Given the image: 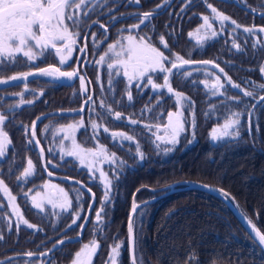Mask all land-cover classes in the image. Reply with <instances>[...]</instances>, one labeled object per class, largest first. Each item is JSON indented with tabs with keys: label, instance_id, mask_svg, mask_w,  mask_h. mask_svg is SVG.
<instances>
[{
	"label": "trees",
	"instance_id": "trees-1",
	"mask_svg": "<svg viewBox=\"0 0 264 264\" xmlns=\"http://www.w3.org/2000/svg\"><path fill=\"white\" fill-rule=\"evenodd\" d=\"M90 1L86 0L79 10L72 8L73 16L82 21L78 28L72 29L80 33L78 42L90 23H95L91 34L98 30L95 25L100 23L92 21L109 19L110 23L122 15L125 17L115 20L107 29L98 48L91 46L89 35L86 50L78 52L75 48L71 60L60 67L62 71L77 70L78 76L61 83L53 76L34 74L27 82L0 86V111L8 112L4 131L11 140L5 156L0 157V180L16 197L23 217L36 226L28 228L0 206L2 264H68L77 247L93 239L99 247L92 264L111 262L109 254L117 242H122V248L116 264H129V213L133 202L149 199L152 200L138 206L132 217L135 264H264V250L222 199L201 189H177L183 185H173L192 180L221 194L227 193L236 208L264 234V99L255 104L264 93V88L259 87L264 85V74L260 71L264 66V32L258 30L264 27V0H237V3L233 0H139V3L100 0L95 4ZM208 4L228 16L229 21L220 25ZM132 12L137 13L130 15ZM146 12L153 14L150 20L140 28H132ZM202 16L209 17L216 37L201 27ZM244 28H252L253 33L245 32ZM131 33L149 38L169 59L175 53L184 59H207L218 65V68L183 66L177 75L150 73L157 84H163L164 75H169L173 90L188 98L181 107L184 131L175 144L156 139L168 122V112L175 114L180 107L175 96L165 88L152 90L147 77L139 82L145 86L137 88V82H129L120 71L110 73L105 62L100 66L95 63L111 43ZM198 33L203 35L199 40L195 38ZM160 36H164L170 51L160 43ZM233 41L239 49L233 46ZM47 65L59 67L50 55L29 61L24 55L15 54L11 59L5 57L0 64V77L31 73ZM165 65L171 67L169 63ZM191 69L199 72L186 76ZM205 70L220 78L225 85L221 89L223 95H213L211 84L206 87L200 82L209 79ZM80 76L85 81L83 93ZM226 78L239 88H233ZM240 89L252 95L244 96ZM89 96L91 100L81 113L65 112L83 106ZM117 111L122 119H115ZM47 112L51 114L40 118L36 126V137L44 149L41 160L40 153L29 143L30 128L33 121ZM232 112L240 113L239 141L233 137L212 140L211 130L220 128ZM77 118L83 122L76 134L81 146L92 148L99 143L115 154L113 162L103 166L110 182L106 201V188L98 174L60 151L62 134L57 132L58 126ZM131 120L137 123L132 124ZM93 121L98 125L96 129L91 127ZM156 125H160V131ZM104 128L109 131L104 132ZM119 131L133 140L121 141L118 140L121 136H112ZM137 145L143 158L137 153ZM28 159L35 165L34 175L27 182L18 181ZM44 168L54 173L53 180L66 190L71 202L67 211L45 207L42 212L32 205L30 193L48 178ZM171 189L174 190L164 194ZM87 211V223L80 231ZM97 212L101 213L99 222ZM78 233L81 235L78 240L60 243L61 239ZM29 252L33 253L31 257L27 255Z\"/></svg>",
	"mask_w": 264,
	"mask_h": 264
},
{
	"label": "snow or ice",
	"instance_id": "snow-or-ice-1",
	"mask_svg": "<svg viewBox=\"0 0 264 264\" xmlns=\"http://www.w3.org/2000/svg\"><path fill=\"white\" fill-rule=\"evenodd\" d=\"M86 0H79V3L76 0H0V64L3 63L5 57L9 59L15 57L16 53H23L25 57L28 58L29 61L36 59V55L33 52V48L40 50L41 55H47L50 49H55L56 54L60 57V66H66L69 57L73 52V46L77 44V37H79L80 33H73L69 29L70 27H79L80 21L78 18H75L73 14L69 13L67 10L71 8H75L79 10L84 4ZM136 3H139V0H136ZM160 7L159 5L157 6ZM208 8L211 9L212 13L215 14V18L219 21L220 25H224L225 21H228L230 18L220 12L217 11L211 4H208ZM87 15V13H85ZM151 12L143 13L140 16L139 23L132 25V28H140L141 25H145L146 22L150 20L152 17ZM203 24L201 27H206L211 32V37H216L217 32L212 30V24L209 22L208 16H202ZM71 22L70 24L66 23ZM232 24H236L235 21H231ZM101 28L104 25H100ZM237 28L240 25H236ZM260 32H264V27L258 29ZM123 31V30H121ZM244 31L252 34V28H244ZM131 32V29H129ZM189 36H192V33H189ZM126 42V43H124ZM93 43H96L95 34H93ZM117 44L120 45V51L115 52L116 45L110 44L108 46V52L105 55L101 56L97 63H104L106 59L111 60L113 57H109L108 53L115 52V63L109 62L107 64L110 73L112 70H116L117 74H119V69L123 68V75L128 79L129 82L136 80L137 84L135 87L140 88L145 85H141L139 81L145 77H147V84L151 85L154 90H159L161 88H166L167 92L175 95L177 99V104L181 102V100H186V97H183L182 93L175 92L169 82V75H164V83L163 85L157 84L153 82L152 76L150 73H156L158 70L160 73H169L172 75H177L183 69L185 65L192 64H203L209 65L212 64L213 67H218V65L214 64L212 61L204 60V61H193L191 59H184L178 54L172 53L173 59H169L168 56L165 55L164 51L159 48L153 46L150 42L149 38L146 36H134L129 34L122 38V41H117ZM160 43L164 46L165 49H168V45L164 40V36H160ZM199 43V41H198ZM59 45V46H58ZM233 46L239 49V45L233 41ZM86 49L81 48L80 51L84 52ZM170 51V49H168ZM165 63L171 64V67L166 68ZM70 66V65H68ZM131 70V72L129 71ZM175 70V71H174ZM223 72V69H220ZM261 73L264 74V66H261ZM39 75L41 76H53L60 78H67L72 80L74 77L78 76V71H61L60 67H48L41 68L39 70ZM33 73H23L20 76H14L12 80H23L27 82L28 77L32 76ZM185 75H190V73H185ZM227 83L231 84L233 88H239V85L233 83L230 78H226ZM81 81V92H85L86 89L84 87L85 81L83 76H80ZM201 83L205 84L208 87V81L202 80ZM6 83V81H0V84ZM113 86V82L110 80L109 87ZM225 85L220 82V78L217 77L215 82L211 84V88L213 89V95H223L224 93L221 91ZM259 87L264 88V85H259ZM240 91L244 92V96H251L252 92L244 91L240 89ZM128 100L131 101L133 99L131 91H128ZM22 95V94H21ZM232 99V97H229ZM264 99V98H262ZM88 100H91V96L88 97ZM21 104L24 103L23 100L20 101ZM29 104L32 101H28ZM87 103V101H86ZM157 105H159V101H157ZM103 103L101 107H103ZM107 111L111 113V108H108ZM251 115V114H250ZM183 116L182 112H168V123L164 126L165 132L167 134V130L171 129L170 138L166 141L168 144H175L177 141V137L181 132L184 131V121L181 119ZM115 119H122L121 113L119 111L114 113ZM175 117V119H174ZM40 118L38 117L37 120ZM130 123L136 124L137 121L131 120ZM36 124L37 121H33L31 125V137L29 139V143L35 140L36 145L39 146L40 141L36 139ZM5 125V115L0 114V157H4L8 146L11 144V140L7 132L4 131ZM83 122H79L78 124H68L66 126H61L58 131L63 132L64 139L72 140V148L70 150H66L63 147V141H61V152L65 153L68 156H79L81 164L85 163L84 156H90L93 160H90L88 163L91 165L94 163L95 159L103 158L105 160L115 159V154H112L111 157L107 155L106 149L97 144L95 150L89 148L84 149L81 148L79 144L76 143L74 132L76 128L82 127ZM193 123V127H194ZM241 126L240 121V113L232 112L225 120V123L218 129L213 128L211 130V138L214 141H218L222 137H233L236 141L240 139L239 128ZM91 127L96 129L98 125L95 121L92 122ZM157 131H160V125H156ZM104 132H108V128L103 129ZM25 132H28V128L25 127ZM219 133V134H218ZM113 137L121 136L125 140L132 141V136H126L124 133H112ZM157 140H162L163 137L157 136ZM137 153L143 158V154L140 152L139 145H137ZM83 154V155H82ZM40 158L44 159V149H40ZM49 163H51L49 161ZM122 163V162H121ZM91 170V168H90ZM35 165L31 159H28L27 166L23 168V171L18 177V181L27 182V178L34 175ZM48 175L51 176L52 173L49 171ZM101 177H104V173L101 172ZM106 183V191H105V201L108 199V191ZM211 191H216L215 189H210ZM0 191H3L7 198L9 199L10 205L13 207L14 212L18 215L19 219L27 225L28 228H36L35 225L28 223L21 215H19V209L15 207L16 197L11 195L9 189L4 184L3 180H0ZM31 191V190H29ZM59 193L63 195L64 202L57 205L53 203L52 199H48L47 203L52 204V206L60 207L64 211H67V206H70L71 202L67 200V193L64 192V189H58ZM222 191V190H221ZM225 197H227V193H223ZM27 196V193H25ZM44 201L41 200L37 202L36 197H33V206L40 211H45ZM91 207V206H89ZM138 208V205L133 202L132 209L135 212ZM87 219V217H85ZM101 219V213L97 212V222ZM76 223V220H73V224ZM251 224V222L249 221ZM83 227V225H81ZM102 230V229H101ZM256 236L259 238L261 244H264V234H261L255 226L252 229ZM2 239V237H0ZM115 239V238H114ZM128 242L129 244L134 245L133 239V218L130 215L128 221ZM60 243H63L61 241ZM99 245L97 244L96 239H93L90 243L84 244L80 250L75 252L74 257L71 261V264H92V257L96 253ZM122 248V242L115 243V246L111 248L109 254V260L112 264H116V259L119 256V250ZM29 257L33 255L32 252L27 253ZM42 255H47V253H43ZM2 264V262H0ZM135 264V261H134Z\"/></svg>",
	"mask_w": 264,
	"mask_h": 264
},
{
	"label": "rangeland",
	"instance_id": "rangeland-1",
	"mask_svg": "<svg viewBox=\"0 0 264 264\" xmlns=\"http://www.w3.org/2000/svg\"><path fill=\"white\" fill-rule=\"evenodd\" d=\"M91 1H93L92 4H95V3H98L100 0H91ZM91 1H90V2H91ZM76 2L79 3V0H76ZM74 9H75V8H74ZM67 11H68L69 13L73 14V9H72V8H71V9H68ZM228 21H229V20H228ZM228 21H225V22H228ZM66 23L70 24L71 22H67V21H66ZM72 29H73V27H70L69 30H70L71 32H73ZM73 33H74V32H73ZM126 36H127V35H126ZM202 37H203V35H201L200 33L195 34V38H196L197 40L201 39ZM121 41H122V40H121ZM116 42H117V41H116ZM116 42H113V43H111V44L116 45L115 52H119V51H120V45L117 44ZM124 43H126V42H124ZM58 46H59V45H58ZM76 46H77V44L73 46V52H72V54H71V57H69L67 63L71 60L72 56L74 55L75 47H76ZM33 52H34L35 55H36V59H40V60H42L43 58H45L47 55H50L53 59H56V60L58 61V65H59V67H61V66H60V63H59V61H60V57L56 54L55 49H50V50L48 51V54H47V55H41V54H40V50H38V49H36V48H33ZM107 52H108V49H107ZM115 52H110V53H108L109 57H113V59H111V60L106 59V60H105V65H106V67H107V64H108L109 62L115 63V59H114V57H115ZM16 54H19V55L21 54V55H23L22 52H21V53H16ZM103 55H105V53L102 54V55H100V56L98 57V59L95 61V63H97V61H99L100 57L103 56ZM36 59H34V60H36ZM34 60H32V61H34ZM97 64H99V66H100L102 63H97ZM16 67H17L18 69H20V70L23 69L21 65H17ZM165 67H166V65H165ZM107 68H108V67H107ZM166 68H168V67H166ZM20 70H18V71H20ZM27 70H28V69H27ZM119 71L123 74V68H120ZM129 71L131 72V70H129ZM158 71H159V70H158ZM20 72H23V71H20ZM197 72H199V70H197V69H191V70H189L187 73L192 74V73H197ZM205 73L209 75V79H207L208 84H212V83H214L215 80H216V78H217V76H216V75H212V74H210L209 71H206V70H205ZM165 74H167V73H165ZM9 75H11V74H9ZM18 75H19V73H18V74H15L14 76H18ZM42 77H47V76H42ZM125 78H126V77H125ZM126 79H127V78H126ZM127 80H128V79H127ZM202 80H204V79H201V81H202ZM131 82H137V81H136V80H133V81H131ZM139 82H140V81H139ZM202 84H203V83H202ZM160 85H163V84H160ZM149 86H151V85H149ZM151 89L154 90L152 87H151ZM165 89H166V88H165ZM166 91H167V89H166ZM175 92H176V91H175ZM182 95H183V94H182ZM174 96H175V95H174ZM183 97H186V98H187L186 95H183ZM177 99H178V98L175 96V100H176V102H177ZM187 99H188V98H187ZM187 99H186V100H187ZM186 100H181V102L178 104L180 107H179V109H178L175 113H177L178 111L183 113L181 107L184 106ZM0 114H1V113H0ZM183 115H184V114H183ZM182 118H183V116L181 117V119H182ZM174 119H175V117H174ZM79 122H81V119L77 118V119H75V120L69 121V122H67V123H65V124H62V125L58 126V129H59L61 126H66V125H68V124H78ZM167 123H168V122H167ZM167 123H166V124H167ZM164 126H165V125H164ZM79 128H80V127L76 128V130H75V132H74V136H75V140H76V143H77V144H79V142L77 141L76 134H77V131H78ZM58 129H57V132L62 134L63 147H64L66 150H70V149L72 148V140H71V139H67V140H65V139H64V135H65V134H64L63 132H59ZM218 129H219V128H218ZM181 133H182V132H181ZM181 133L179 134V136L181 135ZM170 134H171V129H168V130H167V134H166L165 129L163 128V132H162L161 134H158L157 136H161V137H163V139H162V140H159V141H161V142H163V143H167L166 141L170 138ZM218 134H219V133H218ZM179 136H178V137H179ZM178 137H177V140H178ZM118 140L124 141L125 139H124L123 137H119ZM97 144H99V143H97ZM97 144H96V145H97ZM79 145H80V144H79ZM96 145H95L94 147H92L91 149L95 150ZM100 145H102V144H100ZM102 146L105 148L104 145H102ZM61 147H62V145L60 144V147H59V148H60V151H61ZM80 147H81V148H84V149H89V148H85V147H83V146H81V145H80ZM106 151H107V150H106ZM63 154H64V156H68V155H66V152L63 153ZM82 155H83V154H82ZM107 155H108L109 157H111V156H112V153H110V152L107 151ZM69 157H72L73 159H75V160L78 162V164H79L80 166H82V167L88 169L90 172H95V173H97L98 176H99V178H100V180H101V182H102V184H103V186H104V188H106V183L108 182V177H107V175H106L105 170L103 169V166H104L105 164L112 163V162H113L112 159L105 160V159H103L102 157H101V158H97V159H95L94 163H92L91 165H89L88 162H89L90 160H93V158L90 157V156H86V155L84 156V159H85V163H84V164H81L79 156H69ZM90 168H91V170H90ZM101 172L104 173V177H101ZM108 187H109V183L107 184V188H108ZM58 189H64V188L61 186V184H60L59 182H56V181H54V180H52V179H50V178H49V179H48V178L44 179V181L40 184V186H38V188H36V189H35L33 192H31L30 195H29V198H30V200H31V202H32V205H33V197H36L37 202H40L41 200L44 201V205H43L44 208H45V207H49V208H51V209H61L60 207H55V208H54V207L52 206V204L47 203V200H48V199H52V200H53V203H55V204H57V205H59V204H61V203L64 202V197H63L62 194L59 193ZM64 192L66 193V190H65V189H64ZM0 198L2 199V200L0 201V206H1V207H5V208H7V210L11 213V215H13V217H14L19 223H21V224H23V225H26V224H24V223L19 219L18 215L14 212L13 207L10 205L9 199L7 198L6 194H5L3 191H0ZM67 200L69 201L68 195H67ZM135 203H136V202H135ZM136 204H137V203H136ZM15 207L19 209V215H21V216L23 217L22 212H21V210H20V206H19L17 200L15 201ZM23 218H24V217H23ZM24 219H25V218H24ZM25 220H26V219H25ZM28 223H29V222H28ZM26 226H27V225H26ZM88 243H90V242H82V243L77 247V249H76L75 252H77L78 250H80L84 244H88ZM75 252H74V254H75ZM74 254H73V256H72V259H73V257H74ZM72 259H71V261H72ZM71 261H70L68 264H71ZM108 264H111V262H109Z\"/></svg>",
	"mask_w": 264,
	"mask_h": 264
},
{
	"label": "water",
	"instance_id": "water-1",
	"mask_svg": "<svg viewBox=\"0 0 264 264\" xmlns=\"http://www.w3.org/2000/svg\"><path fill=\"white\" fill-rule=\"evenodd\" d=\"M235 3H237V0H233ZM204 60H207V59H203V60H193V61H204ZM210 61V60H208ZM215 64V63H214ZM194 65H203V64H192V65H185V66H194ZM209 66H213L212 64H209ZM48 67H58V66H55V65H47V66H43V67H40L39 69H37L36 71L34 72H31L34 74H38L39 73V70L41 68H48ZM218 68V67H216ZM62 71V70H61ZM32 75V76H33ZM20 76V75H18ZM14 77V76H11L9 77L8 79L6 80H3V81H6V83H3V84H0V86L2 85H9V84H13V83H18L20 81H23V80H12L11 78ZM31 77V76H30ZM29 78V77H28ZM59 82L61 83H67V78H60V77H55ZM262 98H264V93H262L256 100H255V104L259 101L262 100ZM86 101L88 102V99L84 100V103H83V106L77 108V109H70V110H67L65 111L67 114H71V115H76V114H79L83 111V108H84V105L86 104ZM51 114V112H47V113H44L42 115L39 116V118H42V117H45L47 115ZM37 121L38 123V120H35ZM37 126V124H36ZM31 131L32 129L30 128V137H31ZM37 139V137H36ZM34 147L37 149V151L40 153V149L42 148L41 145L39 144V146L36 145V142L35 140H33L31 142ZM48 172L49 170L47 168H44V173L45 175L50 178V179H55L56 178V175L54 173H52L51 176L48 175ZM177 184H182L183 186L182 187H178L177 189H180V188H197V189H201V190H204V191H207L211 194H214L216 195L217 197H219L220 199H222L226 204L227 206L230 208V210L233 212V214L236 216V218L241 222V224L244 226V228L247 230V232L252 236V238L257 242V244L264 250V244H261L260 241H259V238L256 236L255 232L252 230L253 229V224L249 223V220L236 208V206L227 198L225 197L223 194H221L220 192L218 191H211L210 189H213L212 187H206L204 186L202 183L200 182H197V181H192V180H186V181H179V182H176L174 183L173 185H177ZM174 189H171L169 191H166L164 194L170 192V191H173ZM152 199H149V200H145L141 203H137V205H141V204H145L147 202H150ZM92 205V203H90V206ZM133 214H134V211L131 207V210H130V213H129V216L131 215L133 217ZM88 216H89V212L87 211L86 214H85V217H87V219H83L81 225H83V227H81L80 225V228L79 230L82 231L87 223V220H88ZM128 221H129V217H128ZM128 221H127V233H128ZM256 228V227H255ZM257 229V228H256ZM258 230V229H257ZM259 231V230H258ZM260 232V231H259ZM80 233H78L76 236L74 237H65L63 239H61V241L63 242H74L76 240H78L80 238ZM98 244V243H97ZM99 245V244H98ZM128 254H129V264H134V252H133V244H129L128 242ZM95 255V254H94ZM93 255V256H94ZM93 258V257H92ZM0 262H3V260H0Z\"/></svg>",
	"mask_w": 264,
	"mask_h": 264
},
{
	"label": "flooded vegetation",
	"instance_id": "flooded-vegetation-1",
	"mask_svg": "<svg viewBox=\"0 0 264 264\" xmlns=\"http://www.w3.org/2000/svg\"><path fill=\"white\" fill-rule=\"evenodd\" d=\"M136 13L137 12H132V13H130V15H135ZM124 17H125V15H122V16L116 18V19L111 20L110 23H108L109 22V19L94 20V21H92V22H98V23H100L99 25H95L98 28V30H96L94 33L91 34L90 31H91V29L93 27V24H95V23H90L89 25H87L85 27L84 32L82 33L81 41L80 42L77 41V46L75 47V48H77V51L80 52V49L81 48H86L88 46V37H89V35H90V37H89V43L91 44V46H93V48H98L100 46L101 42H102L101 39L103 38V35L106 34V32H107V29L111 25H113L115 23V20L122 19ZM100 25H104V27L101 28ZM93 34H95V38H96V43L95 44L93 43ZM131 34L134 35L133 33H131ZM127 35H129V34H127ZM9 77H11V76H9ZM9 77H7L6 75L5 76H1L0 77V81L6 80ZM0 113L3 114V115H6L8 112L7 111H4V112H1L0 111ZM118 133H123V132H118Z\"/></svg>",
	"mask_w": 264,
	"mask_h": 264
}]
</instances>
